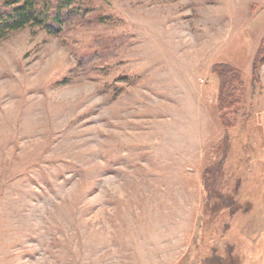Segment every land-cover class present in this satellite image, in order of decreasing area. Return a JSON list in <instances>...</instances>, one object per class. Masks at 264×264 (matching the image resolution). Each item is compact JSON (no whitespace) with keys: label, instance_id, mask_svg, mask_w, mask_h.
<instances>
[{"label":"rangeland","instance_id":"374dc122","mask_svg":"<svg viewBox=\"0 0 264 264\" xmlns=\"http://www.w3.org/2000/svg\"><path fill=\"white\" fill-rule=\"evenodd\" d=\"M77 1L0 38V264H264V0Z\"/></svg>","mask_w":264,"mask_h":264},{"label":"trees","instance_id":"16d2710c","mask_svg":"<svg viewBox=\"0 0 264 264\" xmlns=\"http://www.w3.org/2000/svg\"><path fill=\"white\" fill-rule=\"evenodd\" d=\"M83 4L77 0H3L0 1V38L6 36L12 30L21 28L27 24H57L60 23L65 14L73 9H79ZM264 62V36L257 48L254 62L253 74L255 75L260 65ZM213 72L219 78L218 102L220 109V118L225 128L224 132L229 135L228 131L232 124L233 116L241 113L245 114L246 109L242 96V89L239 86L243 82L242 71L229 62H217L212 67ZM228 139H222V148L228 143ZM204 175L208 179L211 176L210 169L204 170ZM210 180V179H209ZM204 183H206L204 181ZM207 194L204 201V215H212L220 207H224L223 199L225 194L221 192L220 187L216 189L205 185ZM216 199H221L216 201Z\"/></svg>","mask_w":264,"mask_h":264}]
</instances>
